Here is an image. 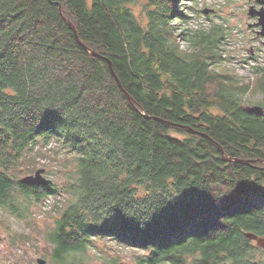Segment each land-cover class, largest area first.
Here are the masks:
<instances>
[{
    "label": "trees",
    "instance_id": "1",
    "mask_svg": "<svg viewBox=\"0 0 264 264\" xmlns=\"http://www.w3.org/2000/svg\"><path fill=\"white\" fill-rule=\"evenodd\" d=\"M197 4L0 0V226L55 197L42 236L60 257L105 241L136 264H264L246 237H264V115L242 110L264 108V68L225 71L232 32L191 28ZM60 160L76 165L61 190L19 182Z\"/></svg>",
    "mask_w": 264,
    "mask_h": 264
},
{
    "label": "rangeland",
    "instance_id": "2",
    "mask_svg": "<svg viewBox=\"0 0 264 264\" xmlns=\"http://www.w3.org/2000/svg\"><path fill=\"white\" fill-rule=\"evenodd\" d=\"M197 2V9L200 12L193 16L191 28H206L209 29L213 25L224 23L226 28L232 33L227 38V41L223 44V47L231 54L232 61L225 62L224 70L229 71L235 75L244 83H250L258 76L257 72H260L264 68V46L261 42L256 41L253 36L248 32L247 17L244 14V8L240 7L241 0H195ZM136 13L139 14L141 7L135 8ZM205 10H209V14L205 13ZM187 26L186 28H188ZM182 49H187L188 44L185 40H182ZM263 58V60L260 59ZM258 67H263L258 69ZM260 96L251 98L253 101H258ZM62 158H64L62 156ZM66 158H64L65 160ZM64 160L53 164L52 167H43L45 169L44 177L52 180L53 186H57L59 190L63 187L66 181L65 175L70 171L75 170V163L70 162L66 167L63 166ZM42 160L41 163H43ZM71 161V160H70ZM42 169V168H40ZM53 169V172L52 170ZM61 170V172L59 171ZM35 174V173H33ZM31 174V175H33ZM28 175H23L25 177ZM21 177V178H22ZM55 197L48 199L43 207H32L33 216L31 220H19L16 217L9 216L7 214L8 227L0 226V258L5 256L10 251H15L14 243H22L21 246L25 247L22 251H18L17 255L28 252L30 262L33 257H36L34 250L28 249L33 243H38V252L40 254L46 252L45 245L48 243L42 236L45 231L48 230L53 222V218L56 216L55 212ZM2 213L0 209V214ZM33 223V224H31ZM146 252L141 250H134L133 248H122L113 244H107L105 241H99L96 244V250L89 253V264H106L105 259L115 258L119 259L118 264H136L138 255H145ZM7 256V255H6Z\"/></svg>",
    "mask_w": 264,
    "mask_h": 264
},
{
    "label": "flooded vegetation",
    "instance_id": "3",
    "mask_svg": "<svg viewBox=\"0 0 264 264\" xmlns=\"http://www.w3.org/2000/svg\"><path fill=\"white\" fill-rule=\"evenodd\" d=\"M241 8H244V14L247 17V27L248 32L253 36L256 41L261 42L264 46V29L262 24L258 25L261 20V15L264 14V0H241L239 3ZM12 247H14L15 251H10L5 256L0 258V264H89L86 261L82 260H73L72 258H64L60 257L56 252V244L55 243H47L45 245L46 252L40 254L38 252V243H33L28 247V249L34 250V254L36 257H33L31 263L30 253L24 252V254L17 255V252L22 251L23 246L22 243H14ZM23 245V244H22Z\"/></svg>",
    "mask_w": 264,
    "mask_h": 264
},
{
    "label": "water",
    "instance_id": "4",
    "mask_svg": "<svg viewBox=\"0 0 264 264\" xmlns=\"http://www.w3.org/2000/svg\"><path fill=\"white\" fill-rule=\"evenodd\" d=\"M55 4H57L60 7V11H61V13L63 15V8H62L61 4L60 3H55ZM205 13L209 14V10H205ZM260 15H261V20H260V23L258 25L262 24L263 29H264V14H260ZM68 24L71 27V29L74 31L75 36H76V38L78 40V43L85 50L89 51L92 56L105 59L108 62L112 72L114 73V71L112 69L111 61L106 59L105 57L99 55L98 53H96V52H94L92 50H89V48L87 46H85L84 43L79 39L78 33H77V30H76L75 26L73 24H71L70 22H68ZM122 89L124 90V88H122ZM128 97L132 101V98L130 96H128ZM242 110L244 112L248 113V114H252V115H255V116H258V117L264 115V108L259 106V105L242 106ZM151 118L154 119V120L160 121L162 123H166V124H168L170 126H174V124L169 123V122H167V121H165L163 119H160V118H157V117H151ZM179 126H181V125H179ZM181 127L184 128L188 133L204 134V133H202L200 131L194 130L191 127H187V126H181ZM220 149L222 150L221 147H220ZM223 156L225 157V160L229 161V162L248 164V162L243 161V160L229 158V157L226 156V154L224 152H223ZM44 173H45V169H43V168L39 169L33 175H28V176L20 178L19 182L21 184H25V185H40V186H48V185L52 184V180H49V179L45 178L44 177ZM246 237L249 238L251 241H253L256 244L257 247H259L262 250H264V237L258 236V235L254 234V233H246ZM41 263L43 264V262H41Z\"/></svg>",
    "mask_w": 264,
    "mask_h": 264
},
{
    "label": "built area",
    "instance_id": "5",
    "mask_svg": "<svg viewBox=\"0 0 264 264\" xmlns=\"http://www.w3.org/2000/svg\"><path fill=\"white\" fill-rule=\"evenodd\" d=\"M260 59H261V60H263V58H262V57H260ZM260 68H263V67H258V69H260Z\"/></svg>",
    "mask_w": 264,
    "mask_h": 264
},
{
    "label": "bare ground",
    "instance_id": "6",
    "mask_svg": "<svg viewBox=\"0 0 264 264\" xmlns=\"http://www.w3.org/2000/svg\"><path fill=\"white\" fill-rule=\"evenodd\" d=\"M244 106H246V105H244Z\"/></svg>",
    "mask_w": 264,
    "mask_h": 264
}]
</instances>
